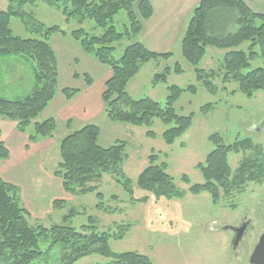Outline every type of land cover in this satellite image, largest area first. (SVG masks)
<instances>
[{
  "label": "rangeland",
  "instance_id": "obj_1",
  "mask_svg": "<svg viewBox=\"0 0 264 264\" xmlns=\"http://www.w3.org/2000/svg\"><path fill=\"white\" fill-rule=\"evenodd\" d=\"M244 1L254 11L264 13V0ZM10 5L16 11L22 7L17 1L0 0V10H6ZM197 5L178 26H151L148 21L151 16L142 21L143 27L137 36L115 43L117 58L135 41L158 53L173 52L169 58L160 57L145 63L126 87L132 98L151 97L163 106L170 94V86L186 89L174 107L181 115L192 114L193 123L174 143L168 144L163 133L169 126L160 119H155L151 127H145L112 121L107 116L102 93L112 70L87 54L71 36V32L79 28L91 35H101L103 28L93 20L70 19L61 7L49 4L47 0H28L23 4V10L33 14L45 28L58 26L60 30L50 36L49 42L58 56L56 95L59 92L61 96L54 97V101L23 131L16 120L0 115V142L9 152L0 160V177L17 187L21 207L28 211L30 223L45 227L71 225L82 232V226L93 225L97 233L111 235L108 245L113 252H138L153 264L227 263L226 232L213 230L212 224L216 223L219 228L232 220L241 208L264 191V169L260 168V161L264 160V136L260 135L264 89L249 96L239 91V84L234 80H224L221 68L226 50L212 46L207 48L199 67L217 72L211 80L216 85V92H210L198 80L194 66L181 52L185 29ZM114 24L118 31H124L128 24L124 10L116 15ZM11 27L14 34L22 38L38 37L29 32L17 16H12ZM160 30H165L167 37L161 40L162 47L157 50L149 45H153L154 36ZM248 45L244 43L242 47L246 50ZM176 63L180 64L181 72L174 71ZM32 66L31 61L21 56L0 57V96L14 99L28 94L33 87ZM167 66L172 69L167 81L156 79L154 83L155 75L163 73ZM257 66L264 67L261 55L260 59L252 61V68ZM85 74L93 80L92 85L84 80ZM191 86L195 90H190ZM66 88H77L79 92L74 99L67 98L63 92ZM65 99L71 101L66 104ZM208 104L212 106L207 108ZM49 118L56 122L53 135L32 141L34 125ZM90 123L100 128L98 143L101 146L108 147L118 141L125 143L127 158L121 166L124 177L115 172L106 173L100 180L89 183L97 186L95 191L73 193L64 188L62 178L56 174L62 159L61 143L66 136ZM148 131L154 132V137L149 136ZM214 134L221 136L226 144L246 139L252 142V148L230 152L229 163L235 173L244 164H255L246 170L244 181L230 189L228 195L231 198L221 199L218 203L213 202L208 192L195 194L189 190L191 185L204 183L198 165L204 164L216 147L210 139ZM151 155H156L157 163L168 165V173L177 188L184 191L183 196L157 199L138 185L139 175L148 166ZM184 175L188 176L189 184L183 180ZM237 179L233 176L231 180ZM220 189L222 197H226ZM48 246V243L42 246L44 254L31 264H66L62 260V248L55 246L48 251ZM114 261L101 253H91L73 264H114Z\"/></svg>",
  "mask_w": 264,
  "mask_h": 264
},
{
  "label": "trees",
  "instance_id": "obj_2",
  "mask_svg": "<svg viewBox=\"0 0 264 264\" xmlns=\"http://www.w3.org/2000/svg\"><path fill=\"white\" fill-rule=\"evenodd\" d=\"M12 1H17L22 7L16 11L10 5L8 9L0 10V57L21 56L31 61L33 87L23 97L9 99L0 96V115L16 120L18 128L23 131L33 119L39 117L57 93L58 56L49 38L60 30L58 26L45 28L33 14L24 11L23 4L28 3V0ZM47 2L61 7L70 19L93 20L98 27L104 29L101 35H91L84 28H79L72 31L71 36L87 54L112 70L102 93L106 114L112 121L151 127L155 119H160L169 126L163 133L168 144L174 143L191 127L193 115H181L174 107L186 89L177 85L170 86L165 106L151 97L134 99L126 90L129 81L145 63L160 57L169 58L173 52L158 53L142 42L135 41L124 49L120 57L114 55L115 43L137 36L142 30V21L152 16L153 8L149 0ZM123 10L127 14L128 24L121 32L114 22L116 15ZM12 16L21 18L27 30L38 37L22 38L15 35L11 27ZM244 43L249 44L246 50L242 47ZM209 46L226 50L221 68L224 80H234L239 84V91L249 96L264 89V67L252 68V61L260 59V55L264 57V13L254 11L244 0H200L195 7L185 29L181 52L194 66L198 80L210 92L215 93L216 85L211 80L217 76V72L199 67ZM171 70L167 66L165 73L156 74L154 83L156 79L167 81ZM174 71H182L179 63L175 64ZM84 80L92 85L93 80L86 74ZM189 89L195 90V87L191 86ZM63 92L67 98H73L79 89L66 88ZM211 106L206 105L207 108ZM55 130L56 122L53 118L37 122L30 139L36 141L40 137L52 136ZM99 135V126L90 123L63 139L62 159L56 174L62 178L65 189L73 193H86L95 191L97 186L89 183L100 180L106 173L115 172L124 177L121 166L127 158L125 143L118 141L103 147L98 143ZM148 135L154 137L155 134L148 131ZM210 139L216 147L208 154L205 163L198 165L204 183L191 185L189 190L195 194L208 192L213 202L218 203L222 196L220 188L224 194H228L231 188L235 189L244 181L246 170L255 165L249 162V165L240 166L235 173L229 163L230 152L247 150L253 145L247 139L226 144L217 134L210 136ZM8 154V148L0 142V160ZM157 162L156 155L149 157L148 166L139 175L138 185L157 199L183 196L184 191L177 188L174 178L168 173V165ZM233 176L238 179L231 180ZM183 180L188 184L190 182L187 175L183 176ZM17 190L15 185L0 177V264H31L44 254L42 246L45 243L49 245L48 251L55 246L62 248V260L66 264H73L91 253L111 257L115 260L114 264H153L147 256L138 252H113L108 245L111 235L97 233L93 225L82 226V232L71 225L54 224L45 227L30 223L29 213L21 207ZM98 197L102 198V194L98 193Z\"/></svg>",
  "mask_w": 264,
  "mask_h": 264
},
{
  "label": "flooded vegetation",
  "instance_id": "obj_3",
  "mask_svg": "<svg viewBox=\"0 0 264 264\" xmlns=\"http://www.w3.org/2000/svg\"><path fill=\"white\" fill-rule=\"evenodd\" d=\"M260 135L264 136V118L260 123ZM260 165L264 169V160L260 161ZM224 195L226 197L221 196L220 200L231 198V195ZM233 218L219 228L216 223L212 224L213 230L226 232V264H264V191Z\"/></svg>",
  "mask_w": 264,
  "mask_h": 264
},
{
  "label": "crops",
  "instance_id": "obj_4",
  "mask_svg": "<svg viewBox=\"0 0 264 264\" xmlns=\"http://www.w3.org/2000/svg\"><path fill=\"white\" fill-rule=\"evenodd\" d=\"M199 1L200 0H150L151 4L153 6V9H154V13H153L152 17L150 18V20H148V21L151 24V26H168V27H170L172 25L178 26V25H180L181 19L189 11H191V9L196 4H198ZM157 33H158V35L154 36L155 38H154L153 45H149V46L151 48L158 50V48L162 47V44L160 43L161 40H165V37H167V36H165V30H160ZM168 33L170 34L169 31H168ZM88 62H90V61H88ZM93 62H96V61H91V63H93ZM106 71H107V69H106ZM103 75H105V72ZM79 94L81 95L82 92ZM57 96H61L59 94V92L55 96V98ZM74 97H73V99H74ZM69 101H71V100L65 99L66 104H68ZM49 108L52 109V105H49ZM49 108H48V110H49ZM48 115H50V114H48Z\"/></svg>",
  "mask_w": 264,
  "mask_h": 264
}]
</instances>
